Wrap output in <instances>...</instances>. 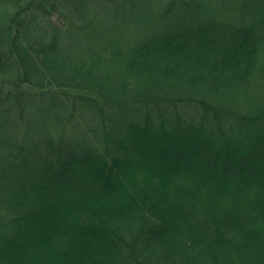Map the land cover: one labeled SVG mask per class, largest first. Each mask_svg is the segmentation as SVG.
<instances>
[{
    "label": "trees",
    "instance_id": "trees-1",
    "mask_svg": "<svg viewBox=\"0 0 264 264\" xmlns=\"http://www.w3.org/2000/svg\"><path fill=\"white\" fill-rule=\"evenodd\" d=\"M6 7L0 264H264V0Z\"/></svg>",
    "mask_w": 264,
    "mask_h": 264
},
{
    "label": "rangeland",
    "instance_id": "rangeland-1",
    "mask_svg": "<svg viewBox=\"0 0 264 264\" xmlns=\"http://www.w3.org/2000/svg\"><path fill=\"white\" fill-rule=\"evenodd\" d=\"M10 11H11V9H10L9 7H6L5 9H1V10H0V20L3 19L2 17H5V15H6V17L8 18V17L10 16ZM12 12H13V11H12ZM12 12H11V13H12ZM57 21H58V17H57V16H54V17L52 18V22H53L54 24H56ZM0 86H1V83H0Z\"/></svg>",
    "mask_w": 264,
    "mask_h": 264
}]
</instances>
